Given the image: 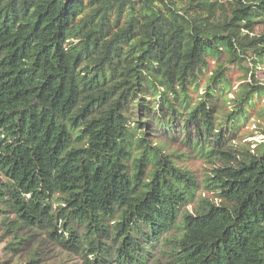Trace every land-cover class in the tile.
<instances>
[{"label":"trees","instance_id":"16d2710c","mask_svg":"<svg viewBox=\"0 0 264 264\" xmlns=\"http://www.w3.org/2000/svg\"><path fill=\"white\" fill-rule=\"evenodd\" d=\"M262 73L264 0H0V213L83 264H264Z\"/></svg>","mask_w":264,"mask_h":264},{"label":"rangeland","instance_id":"374dc122","mask_svg":"<svg viewBox=\"0 0 264 264\" xmlns=\"http://www.w3.org/2000/svg\"><path fill=\"white\" fill-rule=\"evenodd\" d=\"M240 76V72H235L230 78L234 90L235 85L241 80ZM259 78L264 82V73ZM204 82L205 79L202 85ZM232 95L233 91L229 92L230 98ZM250 128L247 134L252 137L243 142H260L264 139L255 131L254 126ZM182 160L186 161L187 158ZM182 160L178 162L192 170L198 180H202L210 173V165L196 155H192L185 163ZM2 209L4 208L0 206V210ZM22 226L20 220L13 214L0 213V264H83L81 260L59 249L47 237L39 233H30L29 229Z\"/></svg>","mask_w":264,"mask_h":264}]
</instances>
